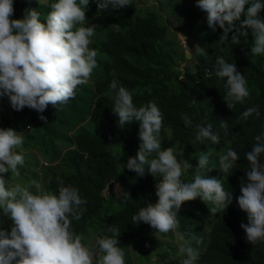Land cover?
<instances>
[{"label":"trees","instance_id":"16d2710c","mask_svg":"<svg viewBox=\"0 0 264 264\" xmlns=\"http://www.w3.org/2000/svg\"><path fill=\"white\" fill-rule=\"evenodd\" d=\"M179 1L183 0H157L149 4L132 0L126 8L99 10L98 0H89L85 9V26H96L89 48L98 51V66L87 84L79 85L75 97L69 102L55 107L48 105L43 113L27 107L15 111L7 97H0V101L11 108L10 117L0 116V129L11 128L22 133L24 142L20 149L37 150L38 156L47 160V166H50L39 178L37 160L23 154L24 163L18 165L20 175L11 172L5 175L13 186L20 184L27 188L32 181L39 182V189H28L34 194L46 191L58 195L59 178L64 186L78 189L81 199L86 201L81 205L85 209L81 219L71 221L74 234L84 237L108 232L113 236L108 229L114 226L121 232L119 247L133 241L144 224L133 222L132 217L148 203L155 205L158 202V196L152 191L162 177L151 176L147 168L143 177L136 173L133 177L123 175V171L118 173L116 170L122 155L125 157L127 153L129 158L135 157L140 140L139 122L120 125L113 112L114 100L108 93L109 85L115 79L132 94L137 108L144 106L143 101L147 100L157 104L163 116L159 134L161 150L174 148L178 154L183 152L196 162L187 182H193L199 172L202 176L220 179L224 190L232 193V203L216 213L210 211L215 205L202 202L199 198L180 206L178 212L183 213L178 217L179 227L175 231L189 233L205 244L196 264H264V242L253 245L247 241L240 227L242 223H247V214L237 204L240 187L246 184V173L250 170L245 153L251 151L255 137L264 133V54H251L254 38L250 29H241L239 43L232 44L234 32H229L227 39H222L224 32L218 25L215 30L208 26L207 13L198 7L193 11L190 6L185 10L188 44L193 49L194 46L205 49L207 55H200L197 50L194 70L185 65L180 71L175 62L182 57L175 51L176 44L168 38L170 32L162 20L163 12L171 7L174 10ZM54 2L56 0H14L11 19H22L26 9H35L40 22L46 23L50 5ZM258 16L264 19V8ZM113 24H119L120 30L115 31ZM236 27L239 28V22ZM218 56L234 63L237 71L244 74L250 93L243 103H237L231 109L225 101L226 78L216 77L214 72L208 75ZM256 106L259 117L252 114L247 119L241 118L246 109ZM185 114L191 120L190 125L182 119ZM41 115L46 118L44 121L39 118ZM221 121L227 122L229 135H225V130L220 127ZM209 123L213 132L220 136L219 143L196 140L197 126ZM20 125H29L30 128L20 130ZM228 149L234 150L239 159L233 169L224 173L219 158ZM17 154L22 155L21 151ZM202 154L208 156V165L200 170L197 161ZM152 158H155V153ZM260 158L264 163V154ZM109 181H122L124 194L102 195L100 191ZM127 193L129 197L125 199ZM102 204L107 205L111 212L105 226L97 220ZM11 222L0 213V229L3 230L4 225L11 226ZM131 226L130 232L121 231ZM167 235L151 228L144 236L147 242L158 247L156 254L165 260L176 254L174 246L168 244L169 250H165L162 241L157 238L170 239ZM126 238L128 241L121 243ZM90 250L98 255L97 249ZM142 256H147L145 251H142ZM164 264L180 263L173 258Z\"/></svg>","mask_w":264,"mask_h":264},{"label":"clouds","instance_id":"9594fccd","mask_svg":"<svg viewBox=\"0 0 264 264\" xmlns=\"http://www.w3.org/2000/svg\"><path fill=\"white\" fill-rule=\"evenodd\" d=\"M131 2L132 0H98L97 7L99 10L109 7L120 9L129 7ZM88 3L89 0H56L50 5L51 11L46 23H42L35 9H26L22 19H11L14 0H0V97H7L13 110L21 111L27 107L43 113L48 105L55 107L69 102L75 97L77 87L87 84L98 66V51L89 48L90 37L95 34L96 26H85V9ZM196 7L207 13L210 28L215 30L218 25L223 30L222 39H227L228 33L234 32L232 44L239 43L241 29H250L254 38L251 54H264V19L258 16L264 8L262 0H251V3L250 0H197ZM237 22L239 28L236 27ZM112 27L115 31L120 30L119 24H113ZM169 32L170 35H176L172 30ZM177 35L184 41L189 55L193 52L194 59L197 50L200 55H207L205 49L198 46L193 49L188 44V33L187 38L179 33ZM179 50L178 56H181L183 49ZM180 61L179 57L175 62L178 68ZM195 63L196 60L192 61L187 68L190 69ZM183 68L180 67L179 70L183 71ZM190 70L193 71L194 68ZM213 72L216 77L226 78L225 101L228 109L235 107L237 103H243L249 96L246 78L237 71L234 63H228L218 56L208 75L211 76ZM108 95L114 100L113 112L120 125L139 122V149L135 157L129 158L127 153L125 157L122 155V160L116 166L117 172L123 171V175L131 177L136 173L143 177L147 168L151 176L162 177L152 191L158 196V202L153 205L150 200L152 204L148 203L132 217L135 223L143 222L141 233L135 235L133 241L124 247H119L118 237L121 232L114 226H109L108 229L113 236L108 232L84 237L76 235L71 230V221L81 219L85 211L81 205L86 203L81 199L78 189L64 186L63 181L58 178V195L46 191L34 194L29 190L39 189L40 183L32 181V185L27 188L17 184L9 189L6 187L7 181L0 175V213L12 221L10 232L0 229V264H143L152 255L157 256V262L161 264L173 258L180 264H196L205 244L189 233L175 231L179 227L178 217L183 213L178 212L180 206L199 198L202 202L215 205L210 211L216 213L232 203V193L224 190L220 179L205 177L199 172L194 176L193 182L181 179L184 173V178L190 177V170L193 171L196 162L193 159L188 162L183 158L178 161L175 155L178 153L174 148L161 150L159 134L163 116L155 102L143 101L144 106L137 108L133 104L132 94L115 79L109 85ZM252 114L260 116L258 106L246 109L241 118L247 119ZM39 118L42 121L46 119L42 115ZM182 119L186 125L191 124L186 114ZM197 127V141L219 143L220 136L213 132L211 123ZM220 127L225 130V135H229L227 122L221 121ZM255 141L251 151L245 153L250 170L246 173L247 182L241 185L237 198L239 209L247 214V223H242L240 227L245 232L247 241L253 245L264 242V163H261L260 158L264 154V133L257 135ZM23 142L22 133L11 128L0 129V174L11 172L16 176L20 175L18 165H23L24 157L17 154L16 149L21 148ZM153 153L155 158H152ZM178 155L187 157L183 152ZM238 159L237 153L228 149L219 158L222 172L227 173L233 169ZM197 164L198 169H206L208 156L201 155ZM114 185H119L120 189L112 190ZM100 193L105 197L122 196L123 183L106 182ZM128 197L127 193L125 199ZM196 204L194 201L195 206ZM110 213V208L102 204L97 217L98 223L105 226ZM132 228L131 226L121 231L127 233ZM151 228L170 236V239L157 238L162 241L161 245L165 250H169L168 244L176 248L174 257L170 256L165 260L156 254L158 247L147 242L144 237ZM91 238L97 241L87 247ZM125 241L128 239L121 243ZM91 248L97 249L98 255ZM142 251L147 254L145 258Z\"/></svg>","mask_w":264,"mask_h":264},{"label":"rangeland","instance_id":"374dc122","mask_svg":"<svg viewBox=\"0 0 264 264\" xmlns=\"http://www.w3.org/2000/svg\"><path fill=\"white\" fill-rule=\"evenodd\" d=\"M138 3H142V2H145V4H149V3H156L157 0H137ZM196 2L197 0H183L182 2H178L175 4V8L173 10V7L170 8V10H165L163 12V21L164 23L168 26V30H172V32H175L176 35H168V38L175 42L176 44V49L175 51L178 53L180 50V48L183 49V53L181 52V56L184 57V59H181L180 63H179V68L181 67V69L183 68V66L186 64V65H191L192 64V61L194 62L195 59L193 58V52H191V55H189L187 49L185 48V45H184V41L177 35V33L179 34H182L183 36H185L186 38L188 36H186L187 34V31H186V14H185V10L190 7L191 9H193V11L195 10L196 11ZM173 10V11H172ZM188 39H186V42H187ZM187 45V44H186ZM188 48V46H187ZM189 50V48H188ZM190 51V50H189ZM190 69H193V67L191 66ZM0 116H5V117H10L11 116V108L9 107V105L5 102H2L0 101ZM31 125V124H29ZM29 125H20V130H29ZM176 150V149H175ZM23 154H26L29 158H33V159H36L37 160V163H36V171H37V174L39 176V178L42 176V174L44 172H46L48 170V167L50 166H47L48 165V162L47 160H43L41 157L38 156V152L37 150L35 149H28V150H24L22 151L20 148H18V150H16V152H20ZM177 155V160L179 161L181 158H183L184 160L190 162V159L192 157H186L184 158V156H179L178 154H175ZM204 155V154H202ZM200 157V156H199ZM198 157V159H199ZM193 165V163H191ZM55 168H58V166H56ZM3 176V178L7 181V184H6V187L11 189L12 187H14L12 184H9V180L6 178V175L5 173L4 174H0ZM184 175L185 173L182 175L181 179L186 182L187 181V178H184ZM39 183V182H38ZM120 189V186L119 185H114L112 187V190L114 191H118ZM106 192H104L105 194ZM196 201L198 200L195 199ZM10 229H11V226H8V225H4L3 226V230L5 231H8L10 232ZM96 239L94 238H91L87 244V247H90L91 245L95 244L96 243ZM158 260V257L155 256V255H152L150 260L147 261V262H144L143 264H161L160 262H157Z\"/></svg>","mask_w":264,"mask_h":264}]
</instances>
